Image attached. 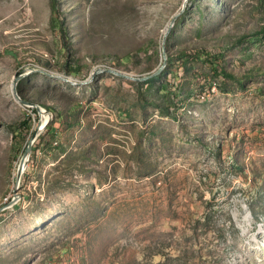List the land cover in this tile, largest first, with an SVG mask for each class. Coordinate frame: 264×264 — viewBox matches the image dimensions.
<instances>
[{
  "label": "rangeland",
  "instance_id": "rangeland-1",
  "mask_svg": "<svg viewBox=\"0 0 264 264\" xmlns=\"http://www.w3.org/2000/svg\"><path fill=\"white\" fill-rule=\"evenodd\" d=\"M52 1L0 0V264H264V0Z\"/></svg>",
  "mask_w": 264,
  "mask_h": 264
},
{
  "label": "trees",
  "instance_id": "trees-1",
  "mask_svg": "<svg viewBox=\"0 0 264 264\" xmlns=\"http://www.w3.org/2000/svg\"><path fill=\"white\" fill-rule=\"evenodd\" d=\"M53 16H52V24L59 27L60 29H62L61 25L57 23L58 21V17L56 16V1L53 0ZM57 23V24H56ZM261 29L255 31L253 34H251V38L253 39H257L258 38V35L261 34ZM261 37H264V35L261 34ZM260 37V38H261ZM188 57L190 58H194L195 60H200V61H204V63H210V65H213V63L217 61L218 57L217 56H213V55H209V54H205L204 57L205 58H202V55L200 54L199 51H196L194 52V54H187L185 52H180L179 54L175 55V56H172V55H169L168 58H167V62L170 64L172 63L174 60H177L179 62L178 66L183 68L186 72L189 71V66L187 65L188 64ZM215 72H218L217 75H226L227 77H230V75L223 71L222 68H220L219 70H216V68H213ZM216 75V74H215ZM163 76V72H160V73H156L154 75H151L150 77H148L147 79H145L143 82H151L155 79H158V78H161ZM143 96V94H142ZM143 98L145 99V101L153 106H157L160 108V111H162V113H164L165 115H175V112H169V104H167L164 109L162 108V106H160L158 103H156L154 100H150L146 97L143 96Z\"/></svg>",
  "mask_w": 264,
  "mask_h": 264
},
{
  "label": "water",
  "instance_id": "water-1",
  "mask_svg": "<svg viewBox=\"0 0 264 264\" xmlns=\"http://www.w3.org/2000/svg\"><path fill=\"white\" fill-rule=\"evenodd\" d=\"M173 19H174V18H173ZM173 19H172V21H173ZM171 25H172V24H170V26H171ZM168 29H169V28H167V32H168ZM167 32H166V33H167ZM165 35H166V34H165ZM160 69H161V68H159L158 70H156V71H154V72H152V73H150V74H147V75H145V76L139 77L138 79H146V78L150 77L151 75H154V74L158 73V72L160 71ZM99 70H100V69H97V70L93 71L92 74L95 75L97 72H99ZM46 123H47V122H44L43 124H40V125L34 130V132L32 133V135H31V137H30V140H29V142H28V144H27V146H26V148H25V150H24V153H23V155H22V157H21V159H20V162H19V166H18V168H17V178H16L17 182L19 181V178H20L21 173H22V171H23V165L26 164V161H27V159H28V156H29V153H30V150H31V144H32L33 140L37 137V134L39 133V130H40L42 127H44V126L46 125ZM0 209H1V208H0Z\"/></svg>",
  "mask_w": 264,
  "mask_h": 264
},
{
  "label": "built area",
  "instance_id": "built-area-1",
  "mask_svg": "<svg viewBox=\"0 0 264 264\" xmlns=\"http://www.w3.org/2000/svg\"><path fill=\"white\" fill-rule=\"evenodd\" d=\"M215 85H216L215 82H213V84L210 87H208L205 92L200 94L198 98L200 100H208V99H210L212 94H214L215 91H216V86ZM8 197H9V195L4 198V201H6ZM11 197L14 198V195H12Z\"/></svg>",
  "mask_w": 264,
  "mask_h": 264
},
{
  "label": "bare ground",
  "instance_id": "bare-ground-1",
  "mask_svg": "<svg viewBox=\"0 0 264 264\" xmlns=\"http://www.w3.org/2000/svg\"><path fill=\"white\" fill-rule=\"evenodd\" d=\"M46 118H47V117H46ZM44 122H45V119L43 118L41 124H43ZM24 166H25V165H23V168H24Z\"/></svg>",
  "mask_w": 264,
  "mask_h": 264
}]
</instances>
